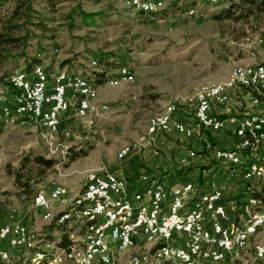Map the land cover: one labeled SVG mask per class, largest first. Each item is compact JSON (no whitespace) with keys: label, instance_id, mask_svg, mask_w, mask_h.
Returning <instances> with one entry per match:
<instances>
[{"label":"built area","instance_id":"obj_1","mask_svg":"<svg viewBox=\"0 0 264 264\" xmlns=\"http://www.w3.org/2000/svg\"><path fill=\"white\" fill-rule=\"evenodd\" d=\"M130 6L145 14L165 8L141 0ZM134 77L122 65L108 83ZM9 81L12 92L0 91V123L22 118L51 133L58 132L72 108L75 118L85 119L98 96V78L78 70H48L45 64L15 71ZM237 92L246 95V113L224 119L235 111ZM195 99L196 126L192 117H178L176 104H168L149 118L146 136L122 147L118 159L143 154L164 134L196 136L210 146L206 132L217 136L229 121L237 139L230 135L228 147L200 154L201 145L182 159L184 166L198 159L217 166L204 171L203 184L182 178L153 180L130 195L127 179L102 166L88 170L83 191L70 197L68 187L54 180L48 192L36 194L32 208L44 220L70 229L71 244L44 247L42 233L25 221H10L0 226V242L17 249L21 261L0 251V264H120L119 255L137 247L123 264H264V65H236L225 81L202 85ZM223 177L237 182L241 202L227 197ZM64 205L66 209L55 212Z\"/></svg>","mask_w":264,"mask_h":264},{"label":"rangeland","instance_id":"obj_2","mask_svg":"<svg viewBox=\"0 0 264 264\" xmlns=\"http://www.w3.org/2000/svg\"><path fill=\"white\" fill-rule=\"evenodd\" d=\"M33 1V9L47 19V30L35 31L38 38L31 40L29 52L30 56L40 54L48 70H78L90 74L95 69L92 62L99 53L108 55L110 63L114 64L108 66L106 78L98 79V96L85 119L75 118L72 108V112L63 117L57 133L22 118L0 123V226L21 220L24 214L32 217L36 194L48 192L54 180L72 189L74 194L83 191L88 170L102 166L115 171L125 168L128 160L118 159L120 149L135 145L146 136L152 115L168 104H176L178 117L190 115L194 121L196 92L202 85L225 81L236 65H252L248 63L253 60L264 63V42L252 36L253 32L251 42L243 43L235 53L224 46L232 44L230 21L221 22L214 17L224 7L240 0H167L166 10L158 15L136 11L130 6L133 5L130 0H62L55 7L47 0ZM7 9L4 7L3 13H8ZM80 10L96 15L85 18ZM68 53L74 54L76 65L64 64L61 68ZM25 61L17 67L9 64L6 75L0 72V91L12 92L10 76L18 70L29 71ZM119 62L129 65L135 79L109 84L108 80L116 76ZM104 104L107 109H103ZM243 104L246 106L245 101H239V112L246 113ZM224 131L214 135L218 147H228L222 140ZM177 136L164 134L162 137L173 141L175 146L186 145L187 151L200 149L198 138L193 146L184 137ZM148 148L165 154L166 148L158 147L155 142ZM39 156L53 161V165L35 163L34 159ZM171 157L175 168L172 173L190 166L196 168V173H203L204 165L208 174L209 168L214 167L210 160L198 159L184 166L183 157ZM229 169L233 170L231 166ZM19 176L22 180L31 179L29 186L24 187L26 190L21 183L16 184ZM146 176L149 181H158L165 175L151 172ZM222 183L228 198L234 191L240 192L234 179L223 177ZM66 208L67 205L57 207L55 212ZM27 222L44 235L41 245L57 246L61 231L54 221H46L37 213V221ZM138 250L140 247L123 251L119 255L120 264L125 262L129 252ZM13 260L20 262L17 257Z\"/></svg>","mask_w":264,"mask_h":264},{"label":"trees","instance_id":"obj_3","mask_svg":"<svg viewBox=\"0 0 264 264\" xmlns=\"http://www.w3.org/2000/svg\"><path fill=\"white\" fill-rule=\"evenodd\" d=\"M47 1L52 7H55V5L59 4L62 0ZM33 6V0H0V72L2 75L7 74V68L9 64L15 65V67H17L18 63H20L22 60H26L25 62L28 67L27 69L30 71L36 64L42 62L41 55L39 54L40 57L38 55L37 57L36 54L35 56H30L29 49L32 47L31 40L38 38L35 34V31L37 30L38 32H44L47 30V19L41 15H38L37 11L33 9ZM4 7L8 8V13H3ZM166 8L167 7L159 11L149 13L150 15H158L165 11ZM80 14L85 18H94L96 15L95 13H86L81 10ZM214 18L221 22L228 20L230 21L228 26L232 27L233 30L231 31L232 44L229 46H224L231 53H235L237 50H240V47L243 46V43L251 42V37L254 35L259 38V40L264 42V0H240L239 2H233L230 5L224 7L217 15H215ZM251 32H253V34ZM72 55L74 54L68 53V57L62 61L61 68H63L62 65L64 64L69 66L76 65L77 59L72 57ZM116 58L118 59V57ZM95 60L97 61V66L94 67L95 69L90 71L91 76L98 79L101 77L106 78L107 75H109L108 66L114 63H110L111 59L108 58V55L102 53L95 55ZM122 65L127 64L119 62L116 68L118 69ZM86 73L89 74V72ZM229 116L230 115H223V118L227 119ZM237 116L239 118L243 115L238 114ZM188 117H190V115H188ZM193 124L195 123L193 122ZM227 133L235 140L237 139V137L233 135L232 130H228ZM206 134L208 136L210 146H208V143L201 142L202 147L201 150L198 151L200 154H210L213 148L218 146V140L216 137L212 136V133L209 131H207ZM34 161L37 164L48 167L53 165V161L45 159L42 156L36 157ZM202 166L203 167H201V170L203 169L204 173L207 167H204V165ZM192 167L193 166L183 167L171 173L168 181L182 178L185 180H193L195 182L197 181L198 183L203 184L202 171L193 175L189 174V172L195 168ZM30 180V178L27 180H22L21 176L15 179L16 184L17 182L22 184V188L29 186L28 184H30ZM159 180L163 181L167 179L161 178ZM23 190L26 189L24 188ZM239 191L240 192L235 194L233 193L232 196H230L231 199H236L241 202L243 192L241 188ZM19 196L21 197V194H19ZM59 228L61 231V236L57 241V245L59 247L67 248L72 242L70 239V229L65 226Z\"/></svg>","mask_w":264,"mask_h":264},{"label":"crops","instance_id":"obj_4","mask_svg":"<svg viewBox=\"0 0 264 264\" xmlns=\"http://www.w3.org/2000/svg\"><path fill=\"white\" fill-rule=\"evenodd\" d=\"M260 61L261 60H259V61L253 60L252 63H248V64L254 65L255 63L257 64ZM43 62L44 61H42V63ZM233 94H235L234 100H236V103L234 101L232 106L235 109V111L233 113H231L230 116L238 117L237 116L238 114L244 115L245 113L239 112V109L241 110V107H238V103H239V101L242 103L245 101V104H247V101L245 99L246 98L245 93L244 92H237V93H233ZM242 106H244V109L246 110L245 105L243 104ZM239 118H241V116ZM233 125L234 124L230 123L229 121L226 122V130L224 131L225 134L222 135V140L224 142H227L229 140L230 135L227 133V131L232 130ZM174 134H177V133H174ZM221 134H222V132H221ZM177 135H178L177 137H184V136L179 135V134H177ZM162 136H158L156 138L155 143L157 144L158 147L160 145H162V147L166 148V149H164L165 154H160L159 152H156V151L151 150L150 148L146 147L144 149V153H143L144 155H132L131 157H129L127 159L128 161L126 163L125 168H121V169L116 170V172L118 173L119 176L127 179V181H128V193H130V195H132V193L141 185L151 183V181H149L150 178L147 180V176H146L147 174H149L151 172L154 175L155 174H158V175L163 174L165 176H163L161 178L168 180L170 178V174L172 173V171L175 170V168L172 167L173 162H172L171 156L176 155V156H180V157H185L187 155L188 151L186 150V147H187L186 145L180 144V147H183V149H180L179 146H177V145H176L177 147L175 146V143L173 141L166 140ZM184 139L186 140V142L192 143L193 146H196V137H193V138L184 137ZM175 150H178L179 152L175 151ZM124 162H126V160ZM195 170H196V168L191 170L189 172V174L190 175L195 174L196 173ZM179 180H181V178H179ZM70 191H71L70 197H72L73 195L76 194V193L73 194L72 189ZM37 213L41 214V212L38 210H34V212L32 213V217H31V215H30V217H27L28 214H24L23 215L24 218H21V221L22 220L25 222L37 221ZM0 251H8L13 258L17 257V260L19 259V261H21V255L17 249L11 248V247H9L5 244H2L0 242ZM14 261H16V260H14Z\"/></svg>","mask_w":264,"mask_h":264},{"label":"bare ground","instance_id":"obj_5","mask_svg":"<svg viewBox=\"0 0 264 264\" xmlns=\"http://www.w3.org/2000/svg\"><path fill=\"white\" fill-rule=\"evenodd\" d=\"M142 4L144 5H157L158 3H160V7H164V5L166 4L167 0H141ZM130 2L133 4V0H130ZM162 8H159L158 10H160ZM149 12H156V11H149ZM93 64H96V61L92 62ZM36 65H43V63H38ZM254 65H264V63H257Z\"/></svg>","mask_w":264,"mask_h":264}]
</instances>
